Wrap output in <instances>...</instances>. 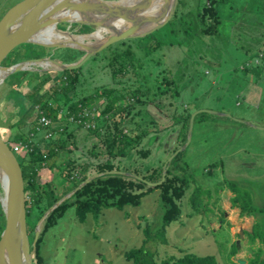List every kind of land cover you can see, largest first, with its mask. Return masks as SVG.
<instances>
[{
    "label": "rangeland",
    "instance_id": "rangeland-1",
    "mask_svg": "<svg viewBox=\"0 0 264 264\" xmlns=\"http://www.w3.org/2000/svg\"><path fill=\"white\" fill-rule=\"evenodd\" d=\"M21 1L8 0L10 4L7 7ZM203 1L180 0L173 23L145 38L113 44L87 60L78 68L80 73L75 90V99L90 95L99 88H115L118 92L135 91L143 100V104H135L121 121L123 132H148L141 145L130 150L128 159L121 160L123 166L140 172L155 166L163 168L174 150L185 144L180 146L177 139L181 126L177 119L180 115H191L196 111L206 114L193 120L191 139L179 163L187 169L193 181H189L182 197L176 201L180 210L177 219L162 227L168 206L162 204L158 190L144 196L136 207H126L123 211L104 209L97 217L88 214L82 222L71 206L41 237L38 252L42 264H131L125 260L124 253L141 247L143 242L144 250L151 253L158 264L184 254L213 256L218 264H248L258 250L264 256V242L256 239L252 243L248 237L256 222L264 225V216L240 215L239 209L231 206L230 199L234 195L226 184L232 181L244 187L254 204L261 206V188L264 185V89L256 108L254 104L260 99L255 92L261 91L257 84L251 88L252 100L248 104L247 100L243 102L242 98L236 99L233 95L234 92L236 95L240 93L242 83L224 74L231 67L238 68L239 73L245 64L251 70L264 65L258 56L259 46L264 45V26L261 24L264 0H225L223 5H219L221 22L218 34L214 36L200 33L196 11L199 2L202 4ZM56 27L78 31L77 25L68 27L60 23ZM79 29L80 34L91 30L83 26ZM127 49L133 54L132 60L122 61L121 67H118L119 63L114 65V57ZM47 50L22 45L15 48L12 54L15 61L25 60L37 52L49 53L57 62L67 58L63 49L54 53ZM247 58L251 60L246 61L249 65L243 63ZM219 72L226 76V81L217 79ZM49 73L52 76L55 74ZM21 77L19 74L16 80L0 83V138L6 143L21 129L27 131L33 121L28 114V100L16 109L8 97L11 86ZM163 78L173 80L178 88L167 84ZM255 81L264 82V78L257 76ZM51 85L53 83L49 82L45 88ZM18 91L27 94L22 83ZM173 92H177L175 97L171 95ZM102 102L100 99L84 110L97 109ZM62 127L53 126L52 130ZM98 129L102 130L100 126ZM67 131L73 133V138L67 140L73 157L82 162H95L106 157V146L98 138L89 136L85 129L78 130L71 125ZM55 137L52 133L51 138L55 140ZM140 149L148 152L146 158L137 153ZM91 150L99 156L88 154ZM62 160L59 158L58 161ZM89 174L96 175L93 171ZM39 176L41 183L52 180L58 185L60 181L58 170L50 172L43 169ZM176 184L179 185L178 182ZM197 187L209 190L210 199L204 196L202 207L194 213L190 198ZM27 225L30 230L32 219L27 220ZM146 228L149 231L148 240L144 235ZM32 263L36 264L35 257Z\"/></svg>",
    "mask_w": 264,
    "mask_h": 264
},
{
    "label": "trees",
    "instance_id": "trees-1",
    "mask_svg": "<svg viewBox=\"0 0 264 264\" xmlns=\"http://www.w3.org/2000/svg\"><path fill=\"white\" fill-rule=\"evenodd\" d=\"M224 3L225 0H205L202 4L199 2L196 18L198 24L201 26L200 33L202 35L214 36L218 34V25L221 22L219 5H223ZM179 4L180 0L178 1V5ZM176 10L169 23H173L176 18ZM29 46L39 49L37 46ZM65 51L67 53V58L65 61H60V63H72L81 56L80 52L68 49H65ZM47 52H50V50L48 49ZM48 54L49 53L43 54L37 52L32 57L26 59L41 58L44 55L49 56ZM13 55L14 54L10 52L2 65L10 66L17 63L18 61H15L16 58ZM51 58L53 59L52 56ZM132 58L133 54L127 49L115 56L113 63L114 65L119 63L118 67H121L122 61H131ZM262 61L264 62V55L262 56ZM261 68L262 65L257 67L255 71H261ZM259 71L256 73L259 74ZM79 73V69L55 73L54 76L49 72H17L8 76L3 82L7 83V81L16 80V76L19 74L22 76L11 86L8 97H10L9 100H12L13 106L16 109L21 106L25 100H28L30 103L28 114L33 117L31 127L27 131L21 129L20 132L16 133L8 140V143L5 142L11 150L13 144L19 143L21 145L20 151L17 153L13 152V154L19 166L23 183L26 212L25 221L29 243H31L33 239V229L43 213L62 196L89 178V171H93L95 174L121 171L135 175L143 181L122 175L100 176L78 190L69 199L62 202L47 216L43 223L36 242V264H42L38 252L41 237L49 228L56 224L57 219L60 218L69 207L72 206L75 208L76 217L82 222L88 214L97 217L104 209L114 208L123 211L126 207H136L140 205L144 196L154 190H158L160 192L162 204L164 207L168 206L162 219V227H165L177 219L180 210L176 201L182 197L184 189L187 187L189 181H193V179L189 177L187 169H183L184 167L179 164L182 160L181 158L184 151L177 153L176 156L173 157L166 170L164 181L155 187L147 186L145 182L157 183L160 181L162 174L161 166L152 167L144 172H140L138 169L132 170L128 166H123L121 160L128 159L130 150L139 147L142 140L148 136L146 130H141L139 132L140 134H138L136 133L138 130L123 132L121 129L122 118L131 112L135 104H143V100L138 97L135 91L118 92V89L115 88H99L94 90L90 95L75 99V90ZM163 79L167 84H173L174 87L177 86L173 80ZM49 82H52L53 85L45 88ZM21 83L27 90V94L25 95L18 91V87ZM171 95L175 97L177 92H173ZM100 99L103 102L97 107V115L94 118L97 128L85 129V131L89 136L98 138L99 141L106 146L104 147L106 157L95 162H82L71 155L73 151L68 147L67 140L73 138V133L68 132L67 129L68 126L71 125H73V128L75 126L78 130H83L84 128L81 124L70 122L68 119L69 117L78 119V114L83 112L84 109L94 106V103ZM35 108H37V110H35ZM39 114L50 120L49 126L45 128L40 127L37 121ZM204 115L206 114L199 113V115L194 118V121L198 117ZM179 117L180 118L177 120L180 121L179 123L181 126L177 134V139L180 141V146H182V144L186 142L190 113L180 115ZM53 126L63 127L60 130L53 131ZM99 126L102 130L98 129ZM18 127L21 128V126ZM44 130H50L53 135L55 134L57 136L55 137L56 139L54 140V138H51L52 134L48 138H44ZM9 144H12V146ZM177 149L178 148H176L174 152ZM137 153H140L144 158L148 155V152L142 149L137 150ZM88 154L93 157L99 156L94 150L89 151ZM59 158L63 159L62 162L58 161ZM43 169H47L50 172H54L55 170L59 171L60 181L58 185H55L52 180L43 183L40 182L39 172ZM178 171H181V174L178 173ZM177 182L179 185L176 184ZM226 184L234 195L230 199L231 206L239 209L240 215L253 216L262 214L264 216V185L261 188L263 202L261 206L258 207L254 204L251 195L244 187L232 181H227ZM204 196L210 199V191L198 187L195 188L191 194L190 205L194 213L199 212V208L202 207ZM28 219H32V227L30 230L27 225ZM4 225V216L0 207V233L4 229ZM261 226L264 227L263 224L258 222L253 225L252 232L248 234L250 242L253 243L256 239L264 242V228L262 229ZM160 234L163 236V232ZM144 235L146 236V240H148L149 231L147 228L144 229ZM162 242H164V239H162ZM144 245L145 242H143L141 247L125 252V260L130 261L131 264H158L154 261L153 255L144 250ZM162 264L218 263L213 256L201 257L193 254H184L180 258L172 261H164ZM248 264H264V256H261L260 250L254 253L253 258L250 259Z\"/></svg>",
    "mask_w": 264,
    "mask_h": 264
},
{
    "label": "water",
    "instance_id": "water-1",
    "mask_svg": "<svg viewBox=\"0 0 264 264\" xmlns=\"http://www.w3.org/2000/svg\"><path fill=\"white\" fill-rule=\"evenodd\" d=\"M178 1L132 0L124 3L107 0H22L7 9L0 18V83L17 72L60 73L78 69L87 60L97 56L113 44L145 38L164 27L171 20ZM81 9H85L90 14L94 24L106 28L109 31L108 34L100 39L80 42L74 39L76 35L68 31V28L60 30L56 27L57 24L62 23V20L73 18ZM84 25L89 27L87 23ZM48 29H53L70 39L68 41L41 40L39 36ZM91 34L88 32L83 35L91 36ZM22 45L37 46L52 52L68 49L80 52L81 56L72 63H60L53 60L51 56H43L21 60L10 66L2 65L7 55ZM40 64H47L49 67L41 68ZM199 113L204 112L196 111L190 115L186 142L168 158L162 168L160 181L157 183L144 181L147 186L155 187L164 181L167 167L173 157L189 144L193 120ZM209 113L222 115L214 112ZM103 175H122L143 181L135 175L119 171L90 176L43 213L33 229V239L29 243L20 169L13 151L0 138V190L5 198V204L0 200L5 221L4 229L0 234V264H33L40 228L47 216L78 190Z\"/></svg>",
    "mask_w": 264,
    "mask_h": 264
},
{
    "label": "crops",
    "instance_id": "crops-1",
    "mask_svg": "<svg viewBox=\"0 0 264 264\" xmlns=\"http://www.w3.org/2000/svg\"><path fill=\"white\" fill-rule=\"evenodd\" d=\"M9 4H8V0H0V17H2V15L7 11V9H9L11 6H13V5H11V6L7 7ZM260 15H261V13H260ZM261 24H263V26H264V16H263V22ZM261 30L263 31V29H261ZM263 35H264V33H262V36ZM259 50H260V54L258 56H260L262 58V56L264 55V45H260L259 46ZM247 60H248V62H251L250 58H247V59H245L243 61V63L244 64L247 63V65H249L248 62H246ZM240 64L243 65L242 63H240ZM238 67H239V65H238ZM248 69H250V67L246 66V64H245V67L239 73H238V71H239L238 68L231 67L229 69V71L225 72L224 74L226 76H229V78H231L233 80H236V81H239V82L242 83V89H241L240 93L239 94L237 93V95H236V92H234V94L233 93L232 94L235 96L236 99L242 98L243 102L247 100V103L250 104V102L252 100L251 98H252V92H253L251 88H252V86H254V84H257V87L260 88V90H261L260 92L259 91L255 92V96L256 97H258L260 99V94L263 92V89H264L263 84H264V82L263 81L262 82L255 81V77L257 78V76H260V78L261 77L264 78V65H262L261 71H259V70L255 71L254 70L255 71V72H253L254 75L251 74L253 70H251V69L248 70ZM257 71H259V74L256 73ZM235 72H237V73H235ZM224 74L219 72V75H217V79L220 78L221 81L226 79V76H224ZM221 81H220V83H221ZM224 81H226V80H224ZM212 84H213V82H212ZM217 101L218 102L220 101V99L218 97H217ZM260 102H261V99L256 101V103L254 104L256 106V108L258 107ZM260 130H262V129H260Z\"/></svg>",
    "mask_w": 264,
    "mask_h": 264
},
{
    "label": "bare ground",
    "instance_id": "bare-ground-1",
    "mask_svg": "<svg viewBox=\"0 0 264 264\" xmlns=\"http://www.w3.org/2000/svg\"><path fill=\"white\" fill-rule=\"evenodd\" d=\"M107 1H118V2H128V1H132V0H107ZM91 16L90 14L85 10V9H81L73 18L69 19V20H62L61 22L64 24H67L68 27L72 26V25H77L78 26V31L75 30L72 32V34H75L76 37H74L75 40L80 41V42H84V41H91L93 39H100L104 36H106L108 34V30L104 27H98L96 24H94V20H91ZM87 23V25H89L90 27V33L91 36H86L83 34L79 33V28L82 26H85L84 24ZM39 38L41 40H59V41H68L70 39V37L66 36V35H62L56 31H54L53 29H48L46 30L44 33H42ZM39 67L41 68H48L49 66L47 64H40ZM0 200L2 201V203L5 204V198L4 195L1 194L0 195Z\"/></svg>",
    "mask_w": 264,
    "mask_h": 264
},
{
    "label": "built area",
    "instance_id": "built-area-1",
    "mask_svg": "<svg viewBox=\"0 0 264 264\" xmlns=\"http://www.w3.org/2000/svg\"><path fill=\"white\" fill-rule=\"evenodd\" d=\"M35 110H37V108H35ZM96 109L91 108L90 110H83V112H81L80 114H78V119H73L72 117H69V121L70 122H75L77 124H81L82 127L86 130L89 129H93L96 126V122L94 120V118L96 117L97 113H96ZM38 124L40 125V127L45 128L47 126L50 125V120L43 117V116H38L37 118ZM52 132L46 131L44 130V137L48 138L49 136H51ZM21 149V145L18 144H13L12 146V150L16 153L19 152Z\"/></svg>",
    "mask_w": 264,
    "mask_h": 264
}]
</instances>
